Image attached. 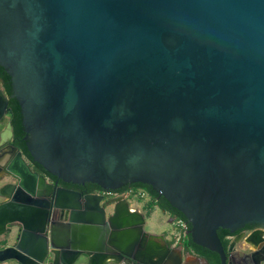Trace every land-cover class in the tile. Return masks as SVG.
Masks as SVG:
<instances>
[{"label":"water","instance_id":"1","mask_svg":"<svg viewBox=\"0 0 264 264\" xmlns=\"http://www.w3.org/2000/svg\"><path fill=\"white\" fill-rule=\"evenodd\" d=\"M0 66V263L184 264L120 231L126 197L60 181L149 185L221 264L264 261L218 232L264 230V0H0Z\"/></svg>","mask_w":264,"mask_h":264},{"label":"flooded vegetation","instance_id":"2","mask_svg":"<svg viewBox=\"0 0 264 264\" xmlns=\"http://www.w3.org/2000/svg\"><path fill=\"white\" fill-rule=\"evenodd\" d=\"M0 82L3 84V81L1 79H0ZM3 88L5 90L4 84H3ZM9 107L11 108L10 104H9ZM14 142L16 144L15 138H14ZM23 153H24V151H23ZM25 156L29 160V158L27 157L26 154H25ZM29 162H31V166H32L33 170L39 172L41 175L46 176V178L48 179V181L50 183H53L54 184V183L57 182V179L54 178V177H52V176H50L48 174V172H45L42 169L37 168L36 164L33 163L31 160H29ZM58 186L79 191L84 196H86V195H99V196L102 195V196H104V199H103L104 202L105 201H109V200H113V199H117L116 197H114L112 195L104 194L105 190H103L97 184H94L93 185V183H85V184H82V185H76V184H65L62 181H60L59 184H58ZM130 189H144V190L147 191V189L145 187H141L138 184H134V185H128V186H126L123 190H120L119 192L124 193V192H126V191H128ZM122 197H125V196H122ZM160 199L161 198L158 197L156 199V201H155V204H153L152 207H148V208H145L144 207V209L146 211H148V210L152 209L153 207H155V206L157 207L158 206V207L161 208V210H163L164 212L170 214V216L172 218V221L175 218H179L176 213H172L168 209L162 208L159 205ZM151 201H153V198L150 195V199H149L148 202H151ZM113 208H111L112 209V212L110 213V215L113 213ZM130 208H131V206H130ZM140 208H142V207H140ZM135 211H137V210H135ZM124 216H123V218H121V221H120L121 223H123V220L126 218V216L125 217ZM139 217H140L139 215L134 216V218L136 220L133 219V221H135V222L133 224V229H132L131 232H134V234H136L138 236V239H140V243L142 241V243H144L145 246L148 247L149 246V244H148V242H149V239H148L149 237L148 236L149 235L145 232V229H144L145 228V223H142L141 222V219ZM188 226H189V230H190L191 229L190 223H188ZM189 230H188V233L187 234L181 235V236H178L177 235L178 231L175 233L174 241L177 244V246H182L183 251H184V255H188V256H190V255L193 256L194 255V256H197V258L199 260V264H203V263L204 264H213L208 256L199 253L193 245H190L189 244L190 243V239H192L191 238V235L189 234ZM120 231L123 232L125 230H120ZM221 233L224 236L223 237L220 236V238H221V240H222V242H223L224 247L226 248V250H229V247H230V245H231V243L233 241H237L236 249L238 251H242V252H245V253L252 254L250 256V259L252 261L255 262L257 260H263L264 259V230H262L258 225H253V226L247 225L245 228L237 231L236 233H231L229 230L221 229ZM246 238L249 239L248 240L249 242H246L245 241ZM244 242H246L245 243V245H246L245 247L242 246L244 244ZM206 250H208V249H206ZM208 251H210V250H208ZM210 252L213 254L214 257H216V258L218 257L219 260H220V257H219V255L217 253L212 252V251H210ZM157 253L158 254H161L163 252H157ZM184 264H188V263H184ZM220 264H221V262H220ZM261 264H264V261H262Z\"/></svg>","mask_w":264,"mask_h":264},{"label":"trees","instance_id":"3","mask_svg":"<svg viewBox=\"0 0 264 264\" xmlns=\"http://www.w3.org/2000/svg\"><path fill=\"white\" fill-rule=\"evenodd\" d=\"M0 79L3 81L6 93L8 95H10L11 91H12L11 77L8 75V73L5 71V69L2 68L1 66H0ZM10 106H11L13 114H14V116L12 118V123H13V129H14V136H15L16 144H17V146H19L20 149H22L24 151V153L27 155L28 158L33 160L29 151H28V148L26 146V142L24 141V137H25L26 133L24 131V127H23V123H22V114H21L20 105L15 99H11L10 100ZM35 164H36L37 168L42 169L43 171L47 172L40 164H38V163H35ZM49 175L52 176L51 174H49ZM52 177H54V176H52ZM138 185L141 187H145L153 198V201L146 203V205H145L146 207H152L153 204H155L156 199L158 197H160L161 199H160L159 205L162 208L168 209L172 213H176L179 218L187 221V218L185 217V215L182 212H180L176 208L172 207L170 205V203L163 196H160L151 186L144 185V184H138ZM190 227H191V225H190ZM218 232H219V235L221 237L224 236L221 233V229ZM189 244L193 245L199 253L208 256L213 264H220V260L218 257L217 258L214 257L210 251H208V250H206L200 246L195 245L193 243L192 239H190Z\"/></svg>","mask_w":264,"mask_h":264},{"label":"crops","instance_id":"4","mask_svg":"<svg viewBox=\"0 0 264 264\" xmlns=\"http://www.w3.org/2000/svg\"><path fill=\"white\" fill-rule=\"evenodd\" d=\"M0 88H3V85L0 84ZM4 89V88H3ZM8 123V120H6L3 124H0V130L2 131L3 129H5L6 125ZM2 186V184H0V187ZM3 201H5L4 198L0 197V203H2ZM137 210L138 212H140L144 218H145V213H149L151 210L148 211H143V208H132ZM131 209V210H132ZM134 210V211H135ZM112 212V210L110 209L108 211V213L110 214ZM172 221V219H171ZM133 229V225H124L123 228L121 230H125V231H131ZM145 232L149 235L148 239H149V247L154 251V252H164L166 251L168 248H172L175 249L176 252H182L183 258H184V263H188V264H199V260L197 258V256H188V255H184V251L182 246H177V244L175 243L174 239L172 240L171 237L165 235V234H159V233H151V232H147L145 230ZM3 239V236H0V241ZM246 242H244V244L242 245L243 247H245ZM6 264V263H5ZM77 264H112L110 259H85L81 262H78ZM204 264V263H203Z\"/></svg>","mask_w":264,"mask_h":264},{"label":"rangeland","instance_id":"5","mask_svg":"<svg viewBox=\"0 0 264 264\" xmlns=\"http://www.w3.org/2000/svg\"><path fill=\"white\" fill-rule=\"evenodd\" d=\"M131 205L134 208L142 207L143 211L146 212L145 208H148L143 205L142 202H137L133 197H130ZM151 211L148 213H145V230L147 232L151 233H159V234H165L172 238V240L175 237V233L179 230L178 227L171 221V216L169 213L164 212L161 210L160 207H153L150 209ZM2 241H0V248L3 246ZM4 264V263H0ZM7 264H12L8 262ZM77 264V263H76Z\"/></svg>","mask_w":264,"mask_h":264},{"label":"built area","instance_id":"6","mask_svg":"<svg viewBox=\"0 0 264 264\" xmlns=\"http://www.w3.org/2000/svg\"><path fill=\"white\" fill-rule=\"evenodd\" d=\"M104 194L112 195L116 198L125 196L128 199V202L130 203L131 209L134 207L131 205V202L129 200L130 197H133L137 202H142L144 206L150 199V194L144 189H130L124 193H121L119 191H105ZM132 210H135V209H132ZM173 223L179 229L177 233L178 236L185 235L188 233L189 226H188L187 221L181 218H175L173 220Z\"/></svg>","mask_w":264,"mask_h":264}]
</instances>
